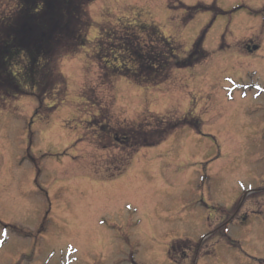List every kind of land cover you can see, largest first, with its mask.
<instances>
[{
    "label": "rangeland",
    "instance_id": "1",
    "mask_svg": "<svg viewBox=\"0 0 264 264\" xmlns=\"http://www.w3.org/2000/svg\"><path fill=\"white\" fill-rule=\"evenodd\" d=\"M15 5L0 0V12ZM263 9L264 0L94 1L88 45L61 62L66 90L0 105V264H193L195 253L173 262L167 249L208 232L211 254L197 264H264V210L217 227L237 200L224 177L240 193L264 170L259 141L247 148L264 128V47L240 49L248 37L264 42ZM204 30L210 55L158 85L113 75L157 58L165 37L184 56ZM146 136L161 143L140 148Z\"/></svg>",
    "mask_w": 264,
    "mask_h": 264
},
{
    "label": "trees",
    "instance_id": "2",
    "mask_svg": "<svg viewBox=\"0 0 264 264\" xmlns=\"http://www.w3.org/2000/svg\"><path fill=\"white\" fill-rule=\"evenodd\" d=\"M94 1L15 0L14 12L9 15L0 12V105L27 95H34L40 101L41 95L46 96L50 91L66 90L61 62L65 56H73L88 45L92 26L88 7ZM206 33L207 30L201 33L184 56L176 54L172 41L164 38L166 48L157 51V58H148L147 63L140 57L135 70L117 68L113 75L127 77L137 85H158L171 69L194 67L210 55L203 47ZM126 45L129 50L132 43ZM166 53L172 56L164 61ZM16 66L21 71H16ZM154 72L157 75L151 77ZM187 123L194 125L191 122L181 125ZM145 139L140 147L161 141L149 136Z\"/></svg>",
    "mask_w": 264,
    "mask_h": 264
},
{
    "label": "flooded vegetation",
    "instance_id": "3",
    "mask_svg": "<svg viewBox=\"0 0 264 264\" xmlns=\"http://www.w3.org/2000/svg\"><path fill=\"white\" fill-rule=\"evenodd\" d=\"M243 7V6H242ZM260 31H261V35L264 33V9L262 11V16H255V18L260 19ZM260 35V36H261ZM245 40V39H244ZM247 40V41H246ZM245 41L242 42V47L240 48L243 52H245V54H253V53H257L261 50L262 45H264L263 43L260 42H256L252 37H248ZM260 129V130H259ZM259 129H254L253 132L257 135L258 132L262 135V137L257 138L255 142H251V143H247V148L249 150V152H251L252 147L251 145L256 144L258 141L260 144L258 145H254L253 150L256 151L255 155L259 156V160L257 161V163L260 162V160H262V164H263V158L261 157L260 152H262L264 149L260 148V146H264V128L262 130V128ZM252 133V130H247V134L248 136H250V134ZM251 139V138H250ZM257 149L256 150V147ZM247 150V151H248ZM246 151V152H247ZM236 159H231V163L234 162ZM248 162H244V164L246 165V170L251 172V167L250 164H246ZM237 166L239 165L238 163H236ZM242 170L244 171V169L242 168ZM254 180L252 182H249V184H247V187H243L242 192L238 193L236 191L237 186L235 184H233L230 180L229 176L224 177L223 181L225 183L224 185V190H228L231 191L234 195H236L237 200H235L232 202L233 204V209L231 213H228L227 216H229L226 220L224 218H220L218 220V225L220 226H224L226 224V222L228 221H233L235 219H237L240 222H243L247 219L249 212L248 209L252 210V213L254 214H258L259 211V207H261L264 203V170L262 168V170H258L256 175H254ZM255 182L258 183L259 186V190L257 191H251V190H255ZM246 184H244L245 186ZM251 191V192H249ZM256 197V198H253ZM259 197V198H257ZM242 210H244L245 212H241ZM239 213H244L243 215H240ZM206 238V236H205ZM205 238H201V241H197V242H193L192 244L188 243L187 245H189L188 247L182 248L181 243L175 242L171 244V247L169 249H167L166 253L169 254H175V253H181L184 256V253H195V256L193 257V264H197L198 260L200 259V253L202 251H204V255H207L208 253L211 252V250L209 248H204L203 246L205 245L204 243V239ZM176 256V255H175ZM174 256V257H175ZM177 257V256H176ZM190 257V256H189ZM187 256V258L185 259V262H188L187 260H190ZM132 261L134 260L133 257L131 258ZM136 264V263H135Z\"/></svg>",
    "mask_w": 264,
    "mask_h": 264
}]
</instances>
